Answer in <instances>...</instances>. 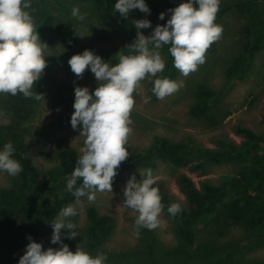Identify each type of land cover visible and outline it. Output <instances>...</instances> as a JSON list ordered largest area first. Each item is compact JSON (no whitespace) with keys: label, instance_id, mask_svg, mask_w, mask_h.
<instances>
[{"label":"rangeland","instance_id":"rangeland-1","mask_svg":"<svg viewBox=\"0 0 264 264\" xmlns=\"http://www.w3.org/2000/svg\"><path fill=\"white\" fill-rule=\"evenodd\" d=\"M233 0H220L224 4H231ZM149 13L133 9L127 18H146L151 26L140 29L141 34L148 36L157 24L163 25L158 14L164 12L169 18L170 9L180 3V0H145ZM156 4L158 12L151 8ZM63 6L65 7L63 9ZM78 7L85 14L83 20H76L71 15L72 7ZM91 2L77 0H31V15L41 7L55 20L66 18L71 21L72 28L79 39L90 42L94 46V53L110 64L116 63L120 53L127 54L124 46V37L117 29L110 28L100 21L91 10ZM38 7V8H37ZM59 7V9H58ZM117 14V13H116ZM245 20L234 10H228L221 18L222 33L215 41V47H210L205 53V62L197 67L195 72L187 76L177 70L174 81H183V87L163 99H152L149 86L154 77H146L133 92L134 107L130 113L132 129L128 136L126 150L129 155L141 153L147 148L153 136H163L172 141L187 142L193 147L220 148L223 142L240 143L244 137L235 133V127H246L259 133L264 131V50L256 53L252 58L253 66L243 79L227 81L225 69L240 49L238 40L240 30ZM136 29L132 34L134 39ZM42 42L49 46L51 55L46 56V66L49 75L40 82H35L34 91L42 94L43 99L25 98L17 93L12 96L0 93V148L5 143L22 134L23 155L30 158L32 163L41 170L52 169L58 165L57 153L63 148L74 149L78 157L82 154L85 137L80 135L79 126L76 130L70 125L64 126L58 117L61 114H71L74 99V86H87L89 92L96 87L94 74L87 68L80 77H77L68 65L72 55L62 48L53 33L40 34ZM159 53L166 61V51L159 49ZM158 74V73H157ZM197 83L206 85L215 92L212 100V111L217 112V123L213 124L210 118L196 117L190 112L194 103L193 88ZM145 98L147 102H145ZM216 114V113H215ZM222 116L221 121H219ZM9 121L4 124L3 121ZM145 168L152 169L153 173L162 180L164 191L170 196L173 203L186 207L185 195L179 189L176 177L179 174L188 175L198 187L200 181L208 180L220 184L232 175L237 166L231 163L208 164L205 172L193 171L188 166L175 167L162 157H155L148 162L133 165L121 164L116 169V175L111 181V192H97L95 199L88 202L86 197L80 198L71 204L77 209L78 215L70 217L77 224L80 236L74 237V245L68 246L74 251L75 247H85V227L88 224L86 209L94 207L98 214L111 217V232L107 240L93 253L102 252L109 256L122 253H131L138 257L139 263L149 262L172 264H206L204 258L212 256L213 251L224 243H235L241 239L243 226L233 219V210L217 212L214 221H206L195 225L194 239L189 248L182 243L177 232V223L160 213L158 226L154 229L139 228V236L134 235V219L137 213L123 206V188L130 176L139 179V173ZM19 183L17 176H9L0 172V188L16 187ZM63 180H56L47 194L57 193L63 186ZM220 219V223L218 220ZM52 231V230H51ZM68 230L61 229V241ZM51 236V234H50ZM50 247L58 248L59 244L48 242ZM249 245L241 255L231 256L227 264H264V239L260 241H246L239 247ZM220 250L223 247H219ZM189 249V250H188ZM217 249V250H216ZM198 252L195 254L194 252ZM242 252V251H240ZM90 253V252H89ZM223 253V252H222ZM217 252L216 256L222 254ZM215 256V257H216ZM126 259V258H124ZM195 260V262H194ZM110 264V263H109ZM119 264V263H113Z\"/></svg>","mask_w":264,"mask_h":264},{"label":"clouds","instance_id":"clouds-1","mask_svg":"<svg viewBox=\"0 0 264 264\" xmlns=\"http://www.w3.org/2000/svg\"><path fill=\"white\" fill-rule=\"evenodd\" d=\"M219 4L220 0H180L168 10L170 16L166 22L157 24L148 36L139 30L149 28L150 21L134 19L136 36L126 45L127 54H118L114 64L89 49L70 56L68 65L77 77L87 68L97 82L91 92L87 86H74L73 89L74 111L69 123L74 130L79 126L80 135L85 137V146L71 174L65 177V191L72 194L77 204L81 197L92 202L95 193L112 191L111 181L116 169L129 155L126 146L132 131L130 113L135 103L132 94L146 77H156L163 71L165 64L159 49L163 45L169 46L173 67L181 75L195 72L205 62L206 50L221 36L222 26L214 23ZM30 9L31 0H0V93L12 96L20 93L25 98L41 100L42 94L34 91V84L46 67L44 58L51 54L49 46L36 32ZM113 9L121 17H127L133 9L146 14L150 12L145 0H115ZM70 15L78 21L85 18L76 6L72 7ZM163 18L164 12L159 13L158 19ZM181 87L183 81L158 77L152 80L151 91L157 99H163ZM13 152L11 142L0 148V172L9 176L22 171ZM139 177L130 176L123 188V206L137 213L134 219V235L137 237L139 228L151 230L158 226L163 208L156 186L158 176L152 169L145 168ZM180 211L178 203L167 207L170 216ZM76 215L77 209L72 204L64 206L51 221L50 243L59 244V247L42 249L39 242L29 237L16 264H106L107 256L102 252L92 255L78 246L72 251L62 243L61 229L68 230L66 236L69 240L80 236L77 224L70 219Z\"/></svg>","mask_w":264,"mask_h":264},{"label":"trees","instance_id":"trees-1","mask_svg":"<svg viewBox=\"0 0 264 264\" xmlns=\"http://www.w3.org/2000/svg\"><path fill=\"white\" fill-rule=\"evenodd\" d=\"M77 1L91 2V10L100 21L121 32L125 48L133 41L134 25L129 18L121 17L118 12H114L115 0ZM193 6L196 7L195 4ZM151 9L156 13L159 6L154 4ZM228 10H234L245 20L238 40L240 49L225 69L227 81H232L243 79L253 66L254 55L264 50V0H233L229 5L220 2L214 23L219 25L222 16ZM32 16L34 25L37 26L36 32L48 36L53 33L58 44L72 55L84 49L94 52V46L90 42L77 37L70 20L66 18L55 20L51 14L41 10V7L37 12H33ZM167 19L164 16L160 22L164 24ZM168 47L162 46L166 51L165 66L153 79L167 77L173 80L177 75ZM209 47L213 49L215 42ZM48 75L49 70L46 66L36 83ZM151 89L152 81L148 91L150 97L156 99ZM193 95L195 100L190 112L196 117L202 116L205 119L211 117L210 121L216 124L218 113L212 111V107L215 106L212 105L215 92L206 85L197 83L193 88ZM70 115L61 114L58 117L60 123L64 126L70 125ZM221 119L222 116L219 121ZM235 133L244 137L240 143L223 142V147L215 149L193 147L187 142L172 141L156 135L141 153L130 155L121 162L124 165H133L162 157L175 167L188 166L200 173L205 172L208 164L231 163L237 166L235 172L220 184L202 180L197 187L188 175H177L176 181L185 195L187 205L181 207V211L174 216L167 212V207L173 202L164 191L162 180L158 179L156 182L163 205L161 213L176 221L178 235L186 248L190 247L194 239L195 225L210 222L211 219L214 221V217L218 216L216 213L222 210L225 212L233 210V219L243 226L241 239L235 243L217 245L218 250L213 251L211 257L203 259L207 261L206 264H227L231 256L241 255L249 247L247 244L243 245L239 247L242 252L235 253L240 243L264 239V131L256 133L249 128L236 126ZM21 137L22 134H18L11 141L14 148L13 158L22 165V171L16 175L19 183L16 187L0 188V264H16L25 250L29 237L39 242L42 249L50 247L47 242L52 230L51 221L56 219L64 206L74 200L72 194L65 191V177L70 175L75 167L77 152L72 148L60 149L57 153L58 165L52 169L41 170L30 158L23 155ZM3 140L0 136V142ZM58 179L64 181L61 189L55 194H47L54 181ZM79 182L78 180L77 183ZM86 213L88 224L85 227V247L93 255L110 235L111 217L98 214L91 206L86 209ZM62 243L72 246L75 242L74 239L69 240L65 236ZM219 247L223 249L220 250ZM217 252L223 253L216 256ZM109 263L150 264L147 261L139 263L138 257L129 252L109 256Z\"/></svg>","mask_w":264,"mask_h":264}]
</instances>
